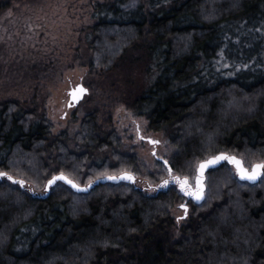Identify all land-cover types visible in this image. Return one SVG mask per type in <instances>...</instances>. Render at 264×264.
<instances>
[{
  "label": "trees",
  "instance_id": "obj_1",
  "mask_svg": "<svg viewBox=\"0 0 264 264\" xmlns=\"http://www.w3.org/2000/svg\"><path fill=\"white\" fill-rule=\"evenodd\" d=\"M92 19L88 67L102 91L73 143L31 100L0 103V171L25 182L0 180V264H264V173L242 179L225 160L204 171L200 200L173 180L148 195L111 128L121 102L165 129L176 150L161 163L193 182L198 162L219 152L249 171L264 162V0H106ZM132 64L144 73L137 88L119 71ZM61 172L91 187L34 191ZM122 172L134 181L97 179Z\"/></svg>",
  "mask_w": 264,
  "mask_h": 264
},
{
  "label": "rangeland",
  "instance_id": "obj_2",
  "mask_svg": "<svg viewBox=\"0 0 264 264\" xmlns=\"http://www.w3.org/2000/svg\"><path fill=\"white\" fill-rule=\"evenodd\" d=\"M102 1L106 0H0V103L9 99L31 100L43 109L53 133L68 132L69 143L74 142L73 134L92 108L88 99L93 92L102 91L101 86L92 87L93 82H103L98 74L89 72L91 50L85 41L93 23V8ZM119 71L134 88L139 87L144 77L134 64ZM114 78L111 74L104 83L109 84ZM78 84L88 91L73 103L69 93ZM111 128L119 137V150L134 153L142 168V175L136 177L134 185L150 195L163 180L173 184L161 163V159H169L176 150L165 129H149L144 116L135 114L121 102L113 104ZM148 138L159 143L151 144ZM109 154L107 150L96 156ZM254 159L257 158H251L247 165ZM149 173L161 174L152 180L148 179ZM189 181L194 186L191 176ZM43 188L44 185L34 191L42 193ZM184 203L182 200L172 209L178 225L185 213L181 207Z\"/></svg>",
  "mask_w": 264,
  "mask_h": 264
},
{
  "label": "snow or ice",
  "instance_id": "obj_3",
  "mask_svg": "<svg viewBox=\"0 0 264 264\" xmlns=\"http://www.w3.org/2000/svg\"><path fill=\"white\" fill-rule=\"evenodd\" d=\"M80 91H86V89H83L81 86ZM75 95V94H74ZM153 143H159V141H153ZM229 161L233 165H235L236 169L239 171L241 177H246L249 180H255L258 176H260L262 173H264V162L255 164L251 171H249L247 168H245L242 164V161L238 159L234 155H230L225 152H219L215 155H209L208 158L203 159L198 162L196 171L199 173L195 179L197 187L195 190H192V186L189 183V177L188 176H180V175H174L173 169L171 166L168 167V173L170 175V179L173 180L175 183L179 184L182 191H185L187 195L194 196L196 200H200L203 197V184L201 183V179L203 177V173L205 169H207L211 165H217L220 161ZM165 164H168V161H164ZM7 178L9 181H13L14 183H19L20 185H23L25 182L23 180L16 181V178L10 175L6 171H0V180L3 178ZM104 177H97V179H101ZM107 179L111 180H119V179H128L132 180L134 179V176L130 172H123L121 175H113V176H107ZM58 180L66 181L68 184L72 185V187L80 189L81 185L77 183L75 180L70 179L68 176H66L63 172L59 173L58 175H53L52 178L48 181V185L52 186L54 185ZM163 185H167L169 183V180H163ZM91 181L89 182V185H86L85 187H90ZM160 185H157L159 187ZM181 207H186L185 205H181ZM185 215H187V212H185ZM177 219H181V217H177Z\"/></svg>",
  "mask_w": 264,
  "mask_h": 264
},
{
  "label": "water",
  "instance_id": "obj_4",
  "mask_svg": "<svg viewBox=\"0 0 264 264\" xmlns=\"http://www.w3.org/2000/svg\"><path fill=\"white\" fill-rule=\"evenodd\" d=\"M81 84H78L75 88H73V89H71L70 90V99L72 100V102L73 103H76V102H78L80 99H81V97L85 94V93H87V91H88V89L86 88V87H84V86H82V88L83 89H86V91H80V89H81ZM75 94V95H74ZM148 141H149V143H151V144H155V143H153V141L154 140H152L151 138H148L147 139ZM154 153V152H153ZM238 159H240V158H238ZM241 160V159H240ZM221 162V161H220ZM256 164H258V163H256ZM255 165V164H254ZM253 165V166H254ZM212 166H215V165H211V166H209V167H212ZM235 166V165H234ZM244 166V165H243ZM253 166L251 167V169H250V171L252 170V168H253ZM208 167V168H209ZM245 167V166H244ZM246 168V167H245ZM206 170V169H205ZM237 172H238V175H239V177L240 178H242V179H247L246 177H241V175H240V173H239V171L237 170ZM123 173V172H122ZM122 173H120V174H118V175H121ZM199 173H197V175H198ZM58 175V174H57ZM117 175V176H118ZM196 175V176H197ZM111 176H113V175H111ZM107 176H105L104 178H101V179H99V181L100 182H107V181H110V182H119V181H124V180H128V179H119V180H111V179H107L106 178ZM259 177V176H258ZM257 177V178H258ZM52 178V177H51ZM50 178V179H51ZM256 178V179H257ZM49 179V180H50ZM255 179V180H256ZM48 180V181H49ZM203 180H204V176L202 177V179H201V183L203 184V191H204V183H203ZM247 180H249V179H247ZM255 180H250V181H255ZM48 181L45 183V186H44V189H45V191H48L49 190V188H50V186L48 185ZM58 181H62V182H64L65 184H67V185H69V186H71L72 187V185H70V184H68L66 181H63V180H58ZM130 182H133L134 181V179H132V180H129ZM194 184H195V187L192 189V190H195V188L197 187V184H196V179H195V181H194ZM89 185V184H88ZM91 187V186H90ZM90 187H85V186H81V188L80 189H77V188H74V187H72L74 190H76V191H86L87 189H89ZM186 193V192H185ZM187 194V193H186ZM193 198L195 199V197L193 196ZM196 200V199H195Z\"/></svg>",
  "mask_w": 264,
  "mask_h": 264
},
{
  "label": "flooded vegetation",
  "instance_id": "obj_5",
  "mask_svg": "<svg viewBox=\"0 0 264 264\" xmlns=\"http://www.w3.org/2000/svg\"><path fill=\"white\" fill-rule=\"evenodd\" d=\"M140 135H138V137H139ZM192 186V185H191ZM195 187V185L194 186H192V189ZM192 196H189V195H187V200L188 199H190ZM186 200V199H185Z\"/></svg>",
  "mask_w": 264,
  "mask_h": 264
}]
</instances>
